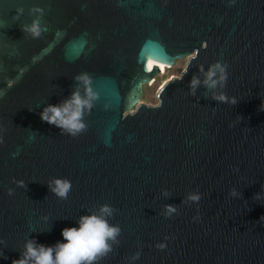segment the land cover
<instances>
[{"label":"water","instance_id":"water-1","mask_svg":"<svg viewBox=\"0 0 264 264\" xmlns=\"http://www.w3.org/2000/svg\"><path fill=\"white\" fill-rule=\"evenodd\" d=\"M152 54L187 61L129 111ZM83 74L70 135L40 114L87 98ZM262 104L264 0H0V264L104 206L119 233L94 264H264Z\"/></svg>","mask_w":264,"mask_h":264},{"label":"clouds","instance_id":"clouds-1","mask_svg":"<svg viewBox=\"0 0 264 264\" xmlns=\"http://www.w3.org/2000/svg\"><path fill=\"white\" fill-rule=\"evenodd\" d=\"M27 30L31 31L34 36H38L40 32L38 23H34ZM73 51L78 54L80 46L75 45ZM221 71L223 70L221 69ZM211 75L210 71L209 78ZM77 79L83 82L87 98L82 99L79 92H74L70 101L59 107L49 105L40 114L43 121L61 128L70 135H76L83 130L82 108H90L91 101L95 99V93L89 86L90 78L83 74ZM195 83L194 80L193 86ZM232 103H235V100ZM261 107L264 109V104ZM69 189V182L60 181L52 190L64 198ZM197 198L196 196L191 197L193 200ZM257 199H259V194ZM171 210L169 208V211ZM100 212V216L82 217L79 227L62 230L64 243H58L54 247H45L43 245L36 246L34 242L29 241L25 246L24 258L14 261L13 264H94L98 257L106 255L111 250L107 241L114 240L119 233L118 227L109 226L104 219L105 215L111 213V209L104 206Z\"/></svg>","mask_w":264,"mask_h":264},{"label":"rangeland","instance_id":"rangeland-1","mask_svg":"<svg viewBox=\"0 0 264 264\" xmlns=\"http://www.w3.org/2000/svg\"><path fill=\"white\" fill-rule=\"evenodd\" d=\"M187 61V57L184 59H178L170 68H168L164 73H158L154 76L152 82L147 85H143V92L139 97V100L133 105L132 111L139 103H143L148 106H153L158 103L157 91L161 88V86L170 80L172 77L179 76L183 71L185 64Z\"/></svg>","mask_w":264,"mask_h":264},{"label":"bare ground","instance_id":"bare-ground-1","mask_svg":"<svg viewBox=\"0 0 264 264\" xmlns=\"http://www.w3.org/2000/svg\"><path fill=\"white\" fill-rule=\"evenodd\" d=\"M149 63L152 65V66H154L155 67V69L157 70V72H156V75L158 74V73H164L168 68H170L171 67V65L170 64H167L166 62H164V61H162V60H160L159 58H157L155 55H151L150 57H149ZM154 79V77L152 78V80ZM152 80L150 81V83L152 82ZM166 83V82H165ZM164 83V84H165ZM163 84V85H164ZM162 85V86H163ZM161 86V87H162Z\"/></svg>","mask_w":264,"mask_h":264}]
</instances>
